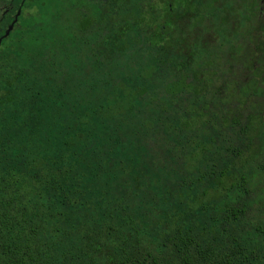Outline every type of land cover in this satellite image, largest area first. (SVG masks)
<instances>
[{"label": "rangeland", "instance_id": "obj_1", "mask_svg": "<svg viewBox=\"0 0 264 264\" xmlns=\"http://www.w3.org/2000/svg\"><path fill=\"white\" fill-rule=\"evenodd\" d=\"M95 1L100 8L105 7L107 13L104 15L109 16L113 23H118L123 18L122 14L129 19L123 27L124 35L115 38L118 47L110 60L105 59L106 55L95 60V55L104 51L103 44L110 37L107 31L101 26H94L82 33L78 28L80 20L88 15V11L81 9L85 5L84 0H39L33 10L30 9L32 6L27 7L19 23H13L7 35L13 43L18 42L22 32L30 37L28 48L34 55L32 59L30 53L26 55L30 68L24 66L16 55L23 49L19 45L12 47L7 40L0 51V91L5 89L6 81L11 80L20 101L29 96L32 102L38 101L35 104L38 109L47 113H55V110L52 104L44 101L46 99L57 97L59 99L54 100H64L71 106L78 104L77 111L70 108L61 123L72 124L74 117L80 115L84 130L89 127L96 134L95 147L112 137L121 143L122 149L129 148L127 139L135 135V130L140 132L143 128L136 143H140L141 147L136 150L135 159L122 166L110 190L111 196L121 202L117 214L125 211L121 213L122 219L129 215L137 237L153 246L151 237L155 233L151 229L159 218L173 212L174 221L178 220L174 207L180 208L185 199L193 200L206 188L207 193L197 196V202L222 193L220 189H209L211 182L195 183L200 169L197 163L203 165L207 159L194 161L187 175L178 171L182 149L209 142L213 121L204 114L201 118V110H205L206 106L205 111L210 110V106L204 103L211 105L216 88L221 84L224 86L222 94L225 98L214 101L215 111L243 121L249 107L254 105L250 112L256 115L262 113V117L255 115L251 118L248 133L253 135L259 128L264 131V97L247 99L243 92L253 80L252 75L262 74L264 0H192V11L186 18L190 21L178 19L177 29L167 33L163 55L155 54L146 47L144 42L150 36V30L143 24L138 29L133 28L135 24L132 23L134 18L153 12L156 0ZM15 5L17 0H0V18ZM159 13L157 11L156 15ZM11 20L6 27H10ZM23 22L27 23V29L21 26ZM128 41L137 44L130 48L122 46ZM167 58H171L170 66L166 63ZM180 65H184L183 72L177 75L175 73ZM195 73V80L198 81L191 79ZM142 89L146 90V94L149 92L148 98L144 97L139 105H135L133 96ZM223 102L229 105L225 106ZM129 107L133 108L132 116L126 114ZM245 108L247 112H244ZM237 112L239 115H235ZM180 120L189 121L195 127L183 142L178 128ZM44 123H47L46 119ZM105 130L107 134H104ZM213 136L217 137V142H213L214 151L210 153L212 161L217 162L227 155L222 147L233 142L236 143L231 146H240L230 132L218 136L216 130ZM222 136L225 138L223 145L219 143ZM260 146L258 150L259 144L251 145L252 152L257 153L249 152L245 157L243 154L232 159L225 156L222 165L228 170L224 180L225 191L216 200L205 202L207 213L198 217L197 229L200 231L208 222V217L213 216L225 201L237 208L243 205L244 215L236 221L234 228L227 229L223 243L229 241L228 234L233 230L245 237L255 229L261 233L251 248L257 246L263 249L261 253L264 254V169L260 171L264 162V143ZM199 155L201 152L196 158ZM184 161H189L188 151ZM96 167L97 164H93V169ZM145 178L148 181H144ZM231 183L238 187L225 194ZM89 185L94 190L87 192ZM102 185L100 179L89 178L75 184L72 189L75 197L89 200L102 193ZM177 194L180 196L178 202L175 199ZM200 203H197L198 209ZM222 228L223 225L219 224L215 225L213 233L207 230L204 240L208 242L213 235L215 243H220L224 238ZM172 229L174 227L170 224L165 228L168 232ZM164 241L160 240L166 247L163 255L169 259L174 252Z\"/></svg>", "mask_w": 264, "mask_h": 264}, {"label": "trees", "instance_id": "obj_2", "mask_svg": "<svg viewBox=\"0 0 264 264\" xmlns=\"http://www.w3.org/2000/svg\"><path fill=\"white\" fill-rule=\"evenodd\" d=\"M37 1L39 0H17V5L8 8V13L0 18V51L7 40L12 47L19 45L23 50L16 55L27 68H30L31 64L26 55L30 53L31 59L34 56L28 48L30 37L22 32L18 42L13 43L9 36L5 35L9 28L6 25L9 19H12V24L19 23L27 7L32 6L30 9L33 10ZM191 1L156 0L153 12L144 13L132 20L135 24L133 28L138 29L143 24L144 28L150 30V36L144 42L148 49L163 55L167 33L177 29L178 19L190 21L186 18L192 11ZM95 2L84 0L85 5L81 9L88 11V15L80 20L78 28L83 33L94 26L103 27L110 37L106 43V38L103 40L105 49L95 55V60L103 55H106L105 59L110 60L114 49L118 47L115 38L119 39L118 35H124L123 27L129 23V19L122 14L123 18H120L118 23H113L109 16L104 15L107 13L105 7L103 10ZM157 11L160 12L158 15ZM117 24L120 26H116ZM21 26L27 29V23ZM136 44L134 41H128L122 46L130 48ZM260 52L261 49L258 53ZM166 63L170 66L171 58H167ZM263 66L262 74L252 75V84H248L243 90L247 99L264 97ZM183 68L184 65L178 66L175 74H180ZM203 70L209 73L206 69ZM195 77L196 73L191 77L192 81H198ZM120 85L122 86V83ZM14 90L16 89L12 81L7 80L5 89L0 91V264H264V254L261 253L263 249L257 246L251 248V244L261 232L257 233L254 229L244 237L233 230L228 234L229 241L223 243L227 229L234 228L236 221L244 215L245 206L237 208L225 201L213 216L208 217V222L203 224V228L200 231L197 229L198 217L207 213L205 202L216 200L225 191L224 180L228 172L227 168L222 166L225 156L232 159L242 154L245 157L249 152L255 154L257 151L252 152L250 146L259 144L260 150V145L264 143V131L261 128L253 135L248 133L249 122L256 115L250 112L255 108L254 105L249 107V113L243 121L215 111L212 105L214 101L225 98L222 94V84L216 88L211 105L209 102L204 103L210 106V110L205 111L207 106L205 110H201V118L205 115L213 121L209 142L205 141L196 147L189 145L187 149H182L183 152L178 158L181 161L178 171L187 175L188 169L193 168L194 161L205 158V164L197 163V168L200 169L195 183L211 182L209 189H220L222 193L198 201L201 202L198 209L197 196L207 193L206 188L193 200L185 199L180 208L174 207L178 220L174 221L173 212L159 218L151 229V232L155 233L151 237V246L137 237L138 233L133 229V219L129 215L125 220L122 219L125 211L117 214L121 202L111 196L110 190L122 166L135 159L136 150L141 147L140 143H136L140 140L143 128L140 132L135 130V135L127 139V145L131 149H122L121 143L112 137L95 147L96 134L89 130V127L84 130L80 115L74 117L72 124L61 123L70 108L77 111L78 104L71 106L64 100H54L59 99L57 97L46 99L44 101L52 104L55 110V113H47L38 109L35 106L38 101L32 102L29 96L20 101ZM169 92L172 93L171 90ZM148 94L145 89L135 93V105H139L144 97L147 99ZM223 105L229 104L223 102ZM242 105L246 107L245 102ZM132 110L133 108L129 107L126 114L132 116ZM244 112H247L246 108ZM261 115L256 116L262 117ZM45 119L47 123H44ZM178 128L182 142L187 140V136L195 129L194 125L186 120H180ZM216 130L218 136L226 131L230 132L240 143V146H231L236 143L233 142L222 147L227 155L219 158L217 162L212 161L210 157L211 151H214L213 142H217V137L213 136ZM107 132L105 130L104 134ZM224 141L222 136L219 143L223 145ZM187 151L189 161H184ZM199 152L201 155L196 158ZM245 162L250 163L248 160ZM93 164H97L94 169ZM261 168L264 169V162L261 163L260 171ZM241 177L243 178V175ZM89 178L102 181V193L89 200L75 197V191L72 189L74 185ZM144 181L148 179L145 178ZM235 187L238 186L228 184L225 194ZM92 190L93 186L89 185L86 191ZM242 190L247 191L244 187ZM179 197L177 194L176 202ZM174 223L177 225H173ZM169 224L174 227L170 232L165 230ZM219 224L223 225L221 232L224 238L220 243H215V237L210 235L209 241L206 242L204 237L207 230L213 233L215 225ZM160 240L170 244L174 252L171 258H164L163 250L166 247Z\"/></svg>", "mask_w": 264, "mask_h": 264}, {"label": "water", "instance_id": "obj_3", "mask_svg": "<svg viewBox=\"0 0 264 264\" xmlns=\"http://www.w3.org/2000/svg\"><path fill=\"white\" fill-rule=\"evenodd\" d=\"M12 25H13V24H11V26L8 28V30H7V32H6V34H5L6 36L8 35L9 31L12 29Z\"/></svg>", "mask_w": 264, "mask_h": 264}]
</instances>
